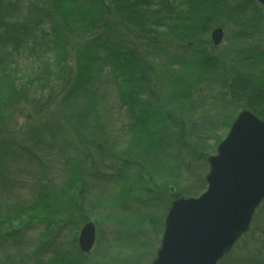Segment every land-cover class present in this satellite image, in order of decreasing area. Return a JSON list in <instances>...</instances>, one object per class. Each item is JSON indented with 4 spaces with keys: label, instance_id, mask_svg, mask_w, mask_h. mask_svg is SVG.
I'll return each instance as SVG.
<instances>
[{
    "label": "trees",
    "instance_id": "obj_1",
    "mask_svg": "<svg viewBox=\"0 0 264 264\" xmlns=\"http://www.w3.org/2000/svg\"><path fill=\"white\" fill-rule=\"evenodd\" d=\"M218 28L225 31L231 42H248L250 46L231 50L235 58L212 55L207 40ZM260 36H264V10L253 0H0V77H3L0 85L7 83L3 80L9 79L6 75L15 57L57 51L60 56L57 71L48 68L46 77L37 75L21 87L11 82L9 99L14 100V105L32 109L37 117L46 116L52 104L60 106L62 111L65 109L63 121L67 128H73L70 133L81 152L84 149L88 157L96 154L103 159L110 154L120 163L117 176L103 179L107 185H112V180L117 184L123 177L126 182L122 190L158 200L168 191L161 181L165 172L173 171L172 175L178 178L177 170L185 167L182 162L171 167L166 164V158L174 162L188 155L196 160L205 159L204 150L197 149L202 145L200 135L198 139L195 136V130L206 123L203 117L237 111L242 100L246 108L254 105L260 109L256 113L264 119V46H257ZM136 41L147 43L146 54L137 49ZM151 55L166 59L150 61L152 67L148 68L146 58ZM70 57L76 58L77 67L75 73L67 74L70 69L66 61ZM106 67L117 88L119 110L125 108L129 118L124 136L131 139L128 150L116 152L111 146L107 154L102 150L100 137H88L78 126L79 123L86 126L91 118L92 125L99 128L92 112L99 107L92 105L97 94L88 88L94 84L96 71ZM7 100L0 103V115L7 110ZM214 102L220 104L217 113ZM74 118H77L75 123ZM13 119L18 126V119ZM46 124L45 130L29 139L31 142L40 145L46 139H56L53 145L70 146L68 139H57L50 124ZM188 128L190 139H197V143L187 142ZM12 145L17 150H26L27 141ZM165 149L171 153L166 154ZM4 159L1 153L0 169ZM66 160L68 165L70 160ZM71 161L75 168L67 170L71 174L67 187L52 188L57 184L52 180L37 190V196L27 205H7L4 209L0 206V253L7 251L0 257V264H29L24 263L29 257L34 259V264H46L42 258L47 257L46 252L56 254L60 264H66L70 255L48 244L50 236H54V227L65 223L75 227L77 223L75 233L79 231L89 218L75 202L77 187L86 182L95 187L98 182L103 183L100 177V180L96 178L98 182L86 181L87 176L96 173H84L80 163L75 164V158ZM178 193L184 197L186 191ZM131 195H124V202L120 203L122 210L132 204ZM168 196V199L178 198ZM263 212L264 207L257 213L251 232L221 264L234 261L245 264L236 260L237 252L247 260L246 264H264V227L260 225ZM39 225L44 226L40 233L36 232ZM35 232L39 238L32 245V256L20 250L17 255L9 253L33 244ZM63 232L61 229V235ZM59 240L57 237L56 241Z\"/></svg>",
    "mask_w": 264,
    "mask_h": 264
},
{
    "label": "rangeland",
    "instance_id": "obj_2",
    "mask_svg": "<svg viewBox=\"0 0 264 264\" xmlns=\"http://www.w3.org/2000/svg\"><path fill=\"white\" fill-rule=\"evenodd\" d=\"M223 32L225 34L224 40H226L225 47H220L221 44H219V47L213 45V34L211 33L212 36H209L210 40H207V45H209V51L211 54H220L225 58H235L236 55L233 53V51H236L240 48H247L248 44L241 43L238 40L237 41L239 43L235 44L231 42L225 31ZM260 40V43L264 45V36H260ZM228 42L232 44L230 48L228 47ZM136 44L138 50L140 49L142 53H147L148 48L146 47L147 43H145V41H139L138 43L136 41ZM57 58H60V56L55 50L53 53L50 52L49 54L37 52V54L32 55L31 57L28 54L17 56L15 57V63L13 66H11L12 69H10L9 73L6 75L9 79L5 78L3 80L4 83L6 81L7 83L4 84L5 86L0 85V103L1 101H4L5 98H8L7 101L9 102V104L5 105L7 106L5 108L7 109L6 112H3L0 115V154H4V157L6 158L4 159L3 165L0 169V206L3 209L7 205H27L28 202L33 201L35 195L37 196V189H40L44 185L48 186L52 180L57 183L52 188L56 187L55 189H58L59 187H67L71 178V174L69 175L67 170H73L75 168L74 162L71 161V158H75V164L80 163V166L84 169V173L89 174L91 171H93V174L96 173L94 176L86 177V181L90 183L95 182V180L98 182L96 178L99 179L102 172L112 173L114 170V172H117L121 169L120 163L117 161V159L112 158L110 154L108 155L109 157L103 159L96 154L88 157L89 155L84 149H82L81 152L79 149L80 145L74 143L75 138H73L71 134L73 133L71 132L73 128H67V124H65L63 121L64 117L62 113L66 112L65 109L62 111L60 106L52 104V110L47 111L46 116L41 117L38 115L37 117L35 116V113L33 114L32 109H28L27 107L24 108V105H22V107L19 105H14V100L9 99V86L11 82L17 84L18 87H21L25 85L28 80H34L37 75H45L46 77V75H48L46 71L50 72L51 70L52 72L54 68L56 69L58 64ZM146 59L148 68H150L152 67L149 65L150 61H159L166 59V57L162 56L161 59H158L151 55ZM66 63L70 69L67 74H70L72 71L75 73L77 67L76 58H67ZM48 68H50V70ZM108 71V67H106V69L101 68L100 70L96 71L97 73L95 78L97 80H94L93 86L88 88L97 94V97L93 99L92 105H97L99 107L97 108V111L94 109L92 112L94 118H96V120L98 119L97 124L99 128H95L92 125L94 122H92L91 118L88 120L86 126H82L83 128L80 126V123L78 124L77 122L78 126L88 137L90 136L96 139H99L100 137L99 142L101 141L104 144L102 145V150L105 154L108 153L107 151H110L111 146L114 147L113 151L122 150V148H124L125 136H123V132L126 129L125 124L127 123V119L125 120L124 118L126 116L125 108L119 110L117 88L113 76L111 77ZM54 74L56 75V73ZM2 78L3 77H0V79ZM43 81L44 83L46 82L45 80ZM35 83L38 84L39 82ZM117 85L119 84L117 83ZM214 103L213 109H216L215 113H217L218 109L220 108V104L218 102ZM213 109L212 111H214ZM26 110L29 111L25 112ZM244 111L246 110H242L239 105L237 111L234 110L230 113V115H233L231 118L232 121L230 123V128L236 121L235 119ZM67 112L69 113L70 111ZM13 118L18 119V126L16 125ZM76 119L77 118L73 119L74 123ZM226 121L227 120L224 119L223 114H212L211 118H207L206 123L198 129V131L202 132V141L205 144L197 146V149L204 150V153L206 154L205 159L196 160V157L188 155L182 160L176 158V161L174 162L166 158V164L171 167H176V163L180 162H182L185 167L177 170L178 178L172 175L173 171L169 170L168 173L167 171L165 172V175L161 181L162 185L168 188V191L163 195L162 199H152V202L151 199L140 196L137 192H135L132 193V197L129 199L132 200V204L127 210H122L119 207V203L115 204L112 208H108L107 206L111 207L113 204V202L112 204L110 203V199H112L114 195L112 196L111 193L107 194L108 196L106 197L108 202L106 206L104 202H102V195L104 191L101 187H95L94 184L90 185L87 182L85 184L80 183L76 191L77 196H74V198L76 197L75 202L79 203L80 207H85L84 213H86V217L89 218L90 222L96 225L94 222L97 220L96 215L105 217L106 215L110 216L112 214H120L124 217H127L129 214L131 218L138 219L136 222L132 221L133 229H130L128 225L122 227L120 230H114L111 227L107 229L105 225L102 226L101 223H98V226L96 225V231H98L99 238L96 236L95 248L91 255H99L101 253L105 254L106 243H108L114 246L115 251H120L118 254L119 257L114 255L115 259L117 258L119 262L116 261L111 264H121L120 261L127 258L128 260L126 264H151L157 257V251L161 244L160 241L165 222L163 220L168 214L172 201L175 200L168 199V195L176 198L179 196L178 192L186 191L184 198H199V196L207 190L208 186L205 181V178L209 172V164L207 161L210 157L217 155L219 144L221 141L226 139L225 133L227 132V125H229ZM41 122H45V125L41 124ZM46 123L50 124V127L54 132L53 134L57 136V139H68L70 146L67 144L65 147L63 144L59 143H57V145H53V142L56 139H46L40 145H35L36 143L33 141L31 142L29 139L33 138L35 133L45 130L47 127ZM58 125H60L61 128L58 127ZM63 125L66 127L63 128ZM15 127L18 129H15ZM173 131H175L174 128ZM189 132L190 128H188L186 131L185 138L188 143H191L188 140L192 142L194 141L190 139L191 133ZM216 135H219L221 138H223L219 144H217L218 142L216 141ZM24 141H27V146L25 147L26 150H22V148L19 147L18 148L21 150H17L15 145H12L15 142L21 143L22 145ZM48 141L50 143L47 144L46 142ZM43 143H46V145ZM43 151H46V153H43ZM163 152L168 154L171 153V150L165 149ZM66 159L70 160L68 165H65L67 161ZM44 166L47 168L42 171ZM6 175L7 178L4 177ZM111 183L113 184L114 180H112ZM33 185H36V187L38 185L39 186L37 188H33ZM171 187L175 188L174 193L171 191ZM86 189L88 192V200L85 197ZM178 189L180 191H178ZM146 200L148 203H145ZM147 211L150 212L147 213ZM261 219L263 222H261L260 225L264 227V212L261 215ZM137 223H139V225H137ZM71 224L68 225L65 223V225H61L58 228L54 227V231L52 232V235L54 236H50L48 244L49 247H51L53 244L52 247L55 248V250L61 251L62 249L66 251L70 257H74V259L80 261L83 258V253L80 251L78 246L80 229L76 233H71ZM36 229V232H41L44 230V226L39 225L36 227ZM61 229L65 232H63L62 235L60 233ZM36 232L34 233V236H32L33 244H30V247L36 244L34 241L35 238H39ZM106 235L111 238L108 239ZM57 237L60 238L59 241H56ZM147 239L148 246L143 243L145 240V243H147ZM131 249H134L133 252L128 253L131 251ZM16 251L17 250L14 249L9 253ZM5 253H7V251L0 253V257L4 256ZM53 255L54 254L51 256L54 257ZM240 255L241 253L237 252L236 260H243L246 264L247 260H245L244 257ZM29 256H32V254ZM51 256H49V258ZM244 256L245 258L248 257L249 252L246 255L244 254ZM26 261L29 262V264H33L34 259L29 257V260L26 259L24 263H26ZM52 262H54V264H60L59 260H54ZM235 263L236 262L234 261L233 264Z\"/></svg>",
    "mask_w": 264,
    "mask_h": 264
},
{
    "label": "water",
    "instance_id": "obj_3",
    "mask_svg": "<svg viewBox=\"0 0 264 264\" xmlns=\"http://www.w3.org/2000/svg\"><path fill=\"white\" fill-rule=\"evenodd\" d=\"M257 1L264 7V0ZM212 34L219 46L225 38L223 29ZM236 120L218 154L208 161V191L200 198L173 202L152 264H220L251 230L264 203V121L248 111ZM94 228L88 224L80 234L84 251L94 247Z\"/></svg>",
    "mask_w": 264,
    "mask_h": 264
},
{
    "label": "bare ground",
    "instance_id": "obj_4",
    "mask_svg": "<svg viewBox=\"0 0 264 264\" xmlns=\"http://www.w3.org/2000/svg\"><path fill=\"white\" fill-rule=\"evenodd\" d=\"M253 1H256L258 4H259V6L261 7V8H263V10H264V7H263V5H261L257 0H253ZM215 30V29H214ZM259 42V41H258ZM221 44V46L220 47H225V44H226V40H222V42L220 43ZM248 44V43H247ZM214 45V44H213ZM231 45L232 44H230L229 42H228V47L230 48L231 47ZM259 45V46H258ZM250 46V44H248L247 45V47H249ZM257 46H258V48H261L262 46H264L263 44H261V43H257ZM217 47H219V46H217ZM257 48V49H258ZM262 50L264 51V48H262ZM94 80H97L96 78H94L93 79V81ZM93 81H92V83H93ZM244 101H240V103H239V105L240 106H242L241 108L242 109H244V110H246V111H248L249 113H251L252 115H254L257 119H260V117L258 116V114L256 113V112H260V109H258L257 107H255L254 105H252V108H246L245 107V105H244V103H243ZM230 106H232V105H230ZM246 108H244V107ZM230 111H228V114L227 113H225V114H223L224 115V119H226V120H229V118H230V120H231V118L233 117V115H231V117H230ZM226 114H227V116H226ZM226 116V117H225ZM239 117V116H238ZM237 117V118H238ZM125 118V120L127 119V123L126 124H128L129 122H128V120H129V118H128V116H127V114H126V116L124 117ZM207 118H211V116H207V117H203V119H207ZM236 118V119H237ZM235 119V120H236ZM260 120H263L264 121V119H260ZM232 121V120H231ZM231 121H229V125H227V132L225 133L226 134V138L229 136L228 134L231 132L230 130H231V128H230V123H231ZM237 121V120H236ZM235 121V122H236ZM227 122V121H226ZM234 122V123H235ZM234 125V124H233ZM232 125V126H233ZM229 127V128H228ZM200 127H198L197 128V130H195L197 133H195V136H196V138L198 139L199 138V135H200V138H201V141H200V143L201 144H205L203 141H202V132L201 131H198V129H199ZM230 129V130H229ZM230 131V132H229ZM123 136H124V134H123ZM216 137V141L218 142L217 144H219V142L221 141V140H223V138H221L219 135H216L215 136ZM142 138L143 137H141V140H142ZM128 139H129V141H128ZM197 139L194 141V142H196L197 141ZM225 140V139H224ZM223 140V141H224ZM223 141H221V143L219 144V146L223 143ZM131 142V139L130 138H128L127 137V139H126V136H125V145H124V148H122V150H117L116 152H118V151H120V152H122V151H125V150H128V147H129V143ZM197 143V142H196ZM113 147V146H112ZM114 148V147H113ZM219 148V147H218ZM217 151H218V149H217ZM205 154V153H204ZM218 154V153H217ZM214 156H216V155H214ZM213 157V156H212ZM211 158V157H210ZM209 158V159H210ZM209 159H208V161H209ZM174 161V160H173ZM207 161V163L209 164V162ZM159 162H163V161H159ZM209 171H210V164H209ZM104 173V174H103ZM119 173H116V172H112V173H108V172H102L101 173V175H100V179L103 181V183H98V186L99 187H101L102 189H103V195H102V202H104V204L106 205L107 204V197L106 196H108L107 194L108 193H111L112 194V196L114 195V200H113V204L111 205V207H109V206H107L108 208H112V207H114V205L115 204H118L119 203V205H120V203H122V202H124V200H123V198H124V195L125 196H130L131 195V193H128V192H130V191H126V190H122V184L124 185L125 184V180L124 179H122L121 178V180H118L117 181V184H112V185H107L105 182H104V180L103 179H111L112 178V176H117ZM208 174H209V172H208ZM208 174H207V176H208ZM124 176V175H123ZM207 176H206V178H205V181L207 180ZM206 184H207V181H206ZM126 185L127 186H129V183H126ZM39 186V185H38ZM37 186V187H38ZM207 186H208V184H207ZM37 188L36 187V185H33V188ZM173 187H171V189H172ZM208 188H209V186H208ZM208 188H207V190L204 192V193H206L207 191H208ZM37 190H39V188L37 189ZM178 191H180L179 189H178ZM86 192V191H85ZM125 193H128V195H126ZM204 193H202V194H204ZM118 194V195H117ZM201 194V195H202ZM116 195V196H115ZM200 195V196H201ZM132 196V195H131ZM200 196H199V198H200ZM85 197H86V199L88 200V195H87V192H86V194H85ZM185 197V196H184ZM183 196H181L180 198H184ZM147 198V197H146ZM148 199V198H147ZM179 199V196H178V198H176L174 201H172V203H171V206L169 207V211L171 210L170 208L172 207V204H173V202H175V201H177ZM184 199H187V198H184ZM120 207V206H119ZM262 207H264V203L262 204V206H261V208L256 212V214H255V218H256V215H257V213L262 209ZM82 208V213H84V210H85V207H81ZM169 211H168V213H169ZM130 213V212H129ZM85 215H86V213H85ZM168 215V214H167ZM167 215H166V217H167ZM93 216V215H92ZM96 217H97V220H95L94 222L96 223V225L98 226V223H101L102 224V226H106L107 227V229L109 228V227H111V228H113L114 230H120V229H122V227H125L126 225H128L129 227H130V229H133L132 228V224H133V222H136V221H138V219L136 218V219H133V218H131L130 216H129V214H128V216L126 217H124L123 215H120V214H112V215H110V216H105V217H100V215H96ZM165 217V218H166ZM130 218V219H129ZM165 218H164V220L163 221H165ZM255 218H254V221H255ZM133 221V222H132ZM254 221H253V223H254ZM253 223H252V225H253ZM77 223H75V227L77 226L76 225ZM88 224H94V223H92V222H90V220L89 221H87V222H85L84 223V225L82 226V228L80 229V232H82V230L88 225ZM96 225L94 224V229H95V234H96V236H97V238H99V234H98V231H96ZM137 225H139V223H137ZM252 225H251V230H252ZM164 226H165V222H164ZM75 227H71L70 229H71V233L72 232H75L74 231V228ZM135 230V229H134ZM251 230L248 232V233H246L245 235H247V234H249L250 232H251ZM38 233H40V232H38ZM65 233V232H64ZM43 233H41V235H42ZM163 234H164V228H163V233H162V237H163ZM245 235L241 238V240H239L237 243H236V245L234 246V248L232 249L233 251L231 252V253H229L227 256H225L224 257V259L226 258V257H228L229 255H231L234 251H235V248L237 247V245L244 239V237H245ZM106 237H108V235H106ZM162 237H161V240H162ZM111 237H108V239H110ZM95 242H96V237H95ZM95 242H94V247H92L90 250H88V251H84V250H82L81 249V247L79 246V248H80V251L83 253V258H82V260H80V261H78V260H76V259H74V257L72 258V257H70V258H68L67 260H66V264H111V263H113V262H119V260H117V258L115 259V257H114V255L115 256H118V254L120 253V251H115L114 250V246L112 245V244H108V243H106V249H105V254H99V255H96V254H94V255H91L92 254V252L94 251V248H95ZM146 242V240L143 242L145 245H147L148 246V239H147V243H145ZM161 242V241H160ZM161 245H162V242H161V244H160V247H161ZM124 247V246H123ZM159 247V248H160ZM32 247H20V248H18V250L16 251V253L15 254H12V255H17L18 253H19V250L20 251H22V252H25L26 253V255H31L30 253L32 252ZM133 250L134 249H131V251L130 252H128V253H131V252H133ZM49 251H51V250H49ZM158 251H159V249H158ZM158 251H157V257H158ZM66 252V251H65ZM139 254H141V253H139ZM52 255V253L51 252H46V256L47 257H42L43 259H44V262H47L46 264H48V262H50L51 260L52 261H54V260H57L56 259V254L55 255H53V256H55V257H52L51 256ZM91 255V256H90ZM128 255V254H127ZM142 255V254H141ZM49 256H51L50 258H49ZM119 257V256H118ZM157 257L154 259V261L157 259ZM124 258V257H123ZM224 259L222 260V262H224ZM127 260H128V258L127 259H125V260H121L120 261V263L121 264H126L127 263ZM153 261V262H154ZM152 262V263H153ZM221 262V263H222ZM35 263V261L33 262V264ZM151 263V264H152ZM220 263V264H221ZM31 264V263H30Z\"/></svg>",
    "mask_w": 264,
    "mask_h": 264
}]
</instances>
